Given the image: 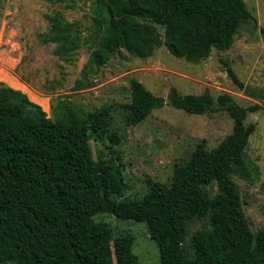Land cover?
Instances as JSON below:
<instances>
[{"label":"trees","instance_id":"1","mask_svg":"<svg viewBox=\"0 0 264 264\" xmlns=\"http://www.w3.org/2000/svg\"><path fill=\"white\" fill-rule=\"evenodd\" d=\"M90 12L89 25L67 20L58 9L46 14L43 41L55 45L56 55L68 60L81 45L89 47L74 83L78 89L118 50L147 58L164 44L172 55L198 62L213 49L227 50L241 23L252 18L244 0H95ZM260 32L264 36V27ZM226 71L242 86L227 64ZM129 92L128 102L88 111L59 99L49 117L21 90L0 82V264H138L134 235H115L108 222L95 220L104 213L144 222L160 264H264V227L251 230L230 176L258 175L245 154L255 124L245 120L259 105L240 106L227 93L216 99L207 91L182 94L175 87L162 97L136 78ZM165 104L189 114L223 110L232 130L212 148L200 141L174 166L169 183L145 175V192L130 193L118 150L124 137L114 129L113 113L120 111L132 126ZM91 139L103 142L110 155L97 150L94 156ZM212 182L214 193L207 188ZM194 220L208 226L186 241Z\"/></svg>","mask_w":264,"mask_h":264},{"label":"rangeland","instance_id":"2","mask_svg":"<svg viewBox=\"0 0 264 264\" xmlns=\"http://www.w3.org/2000/svg\"><path fill=\"white\" fill-rule=\"evenodd\" d=\"M0 0V82L21 90L39 104L49 117L59 99L78 105L84 111L112 101L130 100L129 81L136 78L155 95L166 97L171 87L182 93L207 91L216 99L227 93L240 106L259 105L247 114L246 123H254L245 154L258 166V175L248 180L231 173L238 185L243 210L253 232L264 227V0H244L252 18L241 23L232 45L225 51L213 49L208 58L198 62L172 55L164 44L156 46L150 57L139 58L125 50L114 52L110 60L88 75L86 85L75 88L80 70L89 56V47L81 45L68 60L54 53L55 45L43 41L49 22L46 14L61 10L67 20L91 23L95 0ZM163 35V28L156 26ZM242 83L236 85L228 76L226 64ZM114 129L124 141L119 147L123 173L132 183L130 193L146 190L145 175L169 183L175 165L188 159L203 141L207 148L218 144L232 130V118L223 110L189 114L170 105L153 109L141 122L126 125L120 111L113 113ZM93 154L101 150L109 156L103 142L89 141ZM216 183L207 186L216 191ZM96 221L108 222L115 235L129 230L134 235L131 247L138 264H160L159 250L149 236L144 222L119 220L111 214H98ZM205 220L189 224L187 241Z\"/></svg>","mask_w":264,"mask_h":264}]
</instances>
